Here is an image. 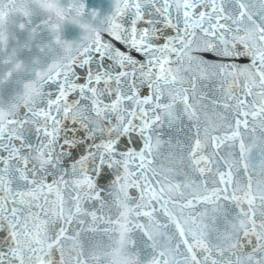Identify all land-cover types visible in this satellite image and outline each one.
Instances as JSON below:
<instances>
[{"label": "snow or ice", "instance_id": "obj_1", "mask_svg": "<svg viewBox=\"0 0 264 264\" xmlns=\"http://www.w3.org/2000/svg\"><path fill=\"white\" fill-rule=\"evenodd\" d=\"M257 122L264 4L0 0V264H45L117 184L155 190L161 205L173 184L202 185L193 202L231 199L227 154L243 152V130L264 135ZM242 235L255 241L246 256L186 239L185 257L264 264V229Z\"/></svg>", "mask_w": 264, "mask_h": 264}]
</instances>
